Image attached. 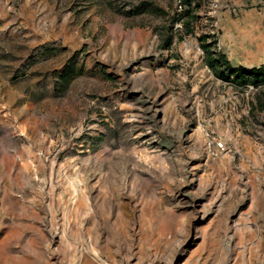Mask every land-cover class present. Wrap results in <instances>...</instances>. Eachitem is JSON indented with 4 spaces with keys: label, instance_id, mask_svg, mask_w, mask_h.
Here are the masks:
<instances>
[{
    "label": "rangeland",
    "instance_id": "374dc122",
    "mask_svg": "<svg viewBox=\"0 0 264 264\" xmlns=\"http://www.w3.org/2000/svg\"><path fill=\"white\" fill-rule=\"evenodd\" d=\"M191 4L0 0V264H264V0Z\"/></svg>",
    "mask_w": 264,
    "mask_h": 264
},
{
    "label": "trees",
    "instance_id": "16d2710c",
    "mask_svg": "<svg viewBox=\"0 0 264 264\" xmlns=\"http://www.w3.org/2000/svg\"><path fill=\"white\" fill-rule=\"evenodd\" d=\"M191 1L192 0H184L189 7L192 5ZM203 49L207 54L206 62L208 67L221 80H232L239 87L248 85L258 86L259 84L264 83V66L252 70L242 67L235 68L224 55L219 54L215 57L208 47L203 46Z\"/></svg>",
    "mask_w": 264,
    "mask_h": 264
},
{
    "label": "built area",
    "instance_id": "2783aa9c",
    "mask_svg": "<svg viewBox=\"0 0 264 264\" xmlns=\"http://www.w3.org/2000/svg\"><path fill=\"white\" fill-rule=\"evenodd\" d=\"M219 147H220V149H223V145L222 144H219Z\"/></svg>",
    "mask_w": 264,
    "mask_h": 264
}]
</instances>
